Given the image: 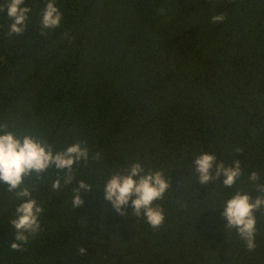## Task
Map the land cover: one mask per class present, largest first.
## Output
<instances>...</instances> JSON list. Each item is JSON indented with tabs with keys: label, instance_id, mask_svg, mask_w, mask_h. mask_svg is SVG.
<instances>
[{
	"label": "trees",
	"instance_id": "1",
	"mask_svg": "<svg viewBox=\"0 0 264 264\" xmlns=\"http://www.w3.org/2000/svg\"><path fill=\"white\" fill-rule=\"evenodd\" d=\"M47 2L25 0L22 34L9 35L0 10V122L56 150L85 141L90 161L75 166L76 179L100 188L74 209L75 182L50 190L54 166L25 177L39 184L45 212L40 233L13 251L19 201L0 184V264H264V212L248 251L213 208L237 188L254 196L250 172L264 182V0H55L60 26L42 29ZM201 152L240 160L237 184H199L191 173ZM136 161L168 171L156 230L104 200L108 174Z\"/></svg>",
	"mask_w": 264,
	"mask_h": 264
},
{
	"label": "clouds",
	"instance_id": "2",
	"mask_svg": "<svg viewBox=\"0 0 264 264\" xmlns=\"http://www.w3.org/2000/svg\"><path fill=\"white\" fill-rule=\"evenodd\" d=\"M24 4L25 0H7L5 5H0V10L6 9L7 17L12 20L9 35L22 34L26 30L25 22L29 20L28 13L31 9ZM61 18L62 13L56 7L55 0H48L41 13L42 29L59 27ZM223 19L222 14L211 17L213 23ZM9 129L8 123L0 122V184L5 185V191L13 194L14 199L19 201L9 217L13 229V241L9 248L22 251L40 233V217L45 212L37 199L39 184L26 183L25 177L35 173L39 179L41 173H46L50 166H54L58 170L55 178L46 177V181L51 180L50 190L56 193L75 182L71 201L74 209L83 204L82 193L99 189L100 185L76 179L75 166L81 163L86 165L90 161L85 141H77L56 150L43 137L29 133L21 135ZM241 151L240 148L235 149L237 153ZM91 160L98 162L100 153H92ZM167 172L146 169L139 161L131 162L126 168L111 172L104 179V200L110 202L120 215H124V208L131 206L133 216L143 218L153 230L159 229L164 224L165 213L163 207L156 202L163 200L170 191ZM242 175L243 169L238 159L226 165L223 161H218L214 153L201 152L192 161L191 176H195L201 185L219 181L223 186L233 188ZM247 180L249 188L255 190L254 196L237 188L222 206L213 208L223 209L221 216L227 221L225 228L235 230L245 248L253 251L256 248V213L264 212V182H260L261 175L257 171L250 172ZM86 251L83 247L78 249L80 255H84Z\"/></svg>",
	"mask_w": 264,
	"mask_h": 264
}]
</instances>
